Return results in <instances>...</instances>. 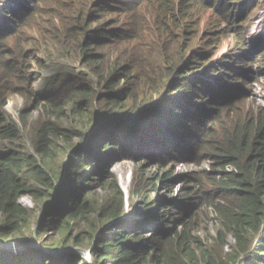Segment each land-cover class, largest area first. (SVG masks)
<instances>
[{"label":"trees","instance_id":"1","mask_svg":"<svg viewBox=\"0 0 264 264\" xmlns=\"http://www.w3.org/2000/svg\"><path fill=\"white\" fill-rule=\"evenodd\" d=\"M111 1H105L100 11L93 13L116 9ZM171 1L162 4L163 0H158V9L154 7L153 24L158 28L154 34L158 39L168 36L177 42L174 32L169 30L171 23L181 28L182 20H193V11L200 4L198 0H181L178 5H172ZM0 3L1 29V24L18 25L21 16H30L37 0H1ZM19 4L23 6L20 17L16 15ZM128 8L131 7H119L126 14L132 11ZM89 18L85 15L84 19L64 20L67 34L59 43L70 41L64 52L74 51V58L88 66L96 83L61 72L50 79L44 103L45 115L52 117L62 115V111L79 114L85 101L95 102L97 116L84 129L57 127L45 120L35 134V154L21 152L13 145L21 139L22 128L4 114V100L0 97V143L13 144L0 153V240L8 243L13 233L30 226V212L16 199L22 194L46 196L39 189L31 190L24 182L33 179L54 192L53 198L57 195L37 233L66 231L69 237L73 221L89 222L92 218V226L84 237L92 248L89 253L92 264L96 261L100 264H238L250 252L256 237L264 232V112L243 113L237 107V98H227L229 87L217 86L214 81L219 83L229 78L226 72L229 66L212 64L206 44L193 50L190 57L181 52L173 58L174 53L169 54L172 48L164 47L160 55L165 58V66L152 70L139 52L142 48L131 49L128 44L138 37L140 30L124 28L134 26L136 18L130 23L101 20L98 26L87 23ZM224 18L233 21L231 14L226 18V12ZM67 35L72 39H67ZM0 72L10 76L18 73V78L20 75L14 59H1ZM0 82L2 88L5 82L1 79ZM5 85L4 91L9 90L10 82ZM50 138L66 139L67 146L62 149L68 154V167L62 168V174H50L44 163L54 156L49 150L53 144ZM183 158L195 163L204 158L213 161L212 171H204L198 180L206 181L211 190L207 193V186L201 185L195 193L216 198L214 210L223 229L218 249L205 247L194 238V228L183 214L178 220L179 230L170 232L160 226L151 232L144 222H136L132 228L125 226V198L117 181L112 183V200L109 199L117 207L109 206L107 200L99 205L93 199L94 179L101 178L103 184L107 181L105 173L109 178L114 177L104 170L107 159L133 160L141 165L134 176L133 196L142 194L141 180L150 185L149 179H144L147 171L142 163L164 169ZM228 166L233 169H227ZM170 177L166 173L161 179L167 184ZM113 225L115 234L107 230ZM229 235L234 238L235 246L227 260L222 250ZM258 248V255L249 257V264L264 262L260 255L264 254V242ZM84 259L74 258L72 264H86ZM0 264L59 263L45 253L29 255L0 250Z\"/></svg>","mask_w":264,"mask_h":264},{"label":"rangeland","instance_id":"2","mask_svg":"<svg viewBox=\"0 0 264 264\" xmlns=\"http://www.w3.org/2000/svg\"><path fill=\"white\" fill-rule=\"evenodd\" d=\"M105 1L107 0H37L33 13L28 17L21 16V23L18 25L11 22L1 24L0 60L14 59L20 71L19 78L18 73L10 76L0 72V79L5 83L10 82L11 86L9 90L4 91L6 85L2 82L3 87H0V97L4 100L2 110L22 128V137L15 141L14 145L10 142L0 143L1 154L10 149L11 145L22 150L21 152L35 154V134L45 120L57 127L82 130L97 116L95 102L90 100L82 104L79 114L62 111L60 116L49 117L44 112L49 81L61 72L78 75L96 83L88 66L74 58V51L64 52V47L70 44V41L64 40L65 45L59 43V40L67 34L63 21L76 17L84 19L85 15L90 16L87 23L94 22L93 26L100 25L101 20L105 23L115 21L121 23L127 20L130 23L136 18L134 26L130 24L124 28L132 31L140 30L137 31L138 37L132 38L128 44H131V49L133 46L142 48L139 52L148 61L152 70H160L165 66V58L160 55L164 47L172 48L169 54L174 53L173 58L180 56L178 54L181 52L187 53L190 57L193 50H199L206 44L208 51L211 52L212 64L224 63L229 66L226 70L229 78L219 83L214 81L217 86L226 84L225 86L229 87L227 98H237L239 102L237 107L243 113L264 112V0H198L200 5L193 11V20H182L181 28L174 27L173 23L170 25L169 30L174 32L177 42L169 39L168 36L158 39L154 34V31L158 33V28L153 24L152 14L154 7L155 10L159 7L158 0H142L139 3L137 0H112L111 2L116 4H113L116 9L112 11L105 9L103 13H99L100 5L104 6ZM168 1L163 0L162 4ZM180 1L172 0L170 4L178 5ZM26 5L27 2H24V6ZM119 7L121 9L131 7L128 9L132 11L126 14L120 11ZM22 8L21 4L16 7V15L18 14L19 17L22 15L20 12ZM97 9H99L98 13H93ZM225 12L226 18L231 14L233 21L224 20ZM243 18L246 20L243 21ZM66 38L72 39V36L67 35ZM68 49H71L70 45ZM112 56L116 58L115 53ZM49 140L53 142L49 150L54 156L47 158L44 163L47 164L50 174H62V168L66 170L68 167L69 157L62 149L67 146L66 139L50 138ZM74 142L78 140L74 139ZM104 163L106 164L104 170H109L108 172L114 177L109 178L108 173H105L107 181L103 184L100 183L101 178L94 179L91 183L93 199L99 205L107 200L109 206L117 207L110 197L112 183L117 181L125 198L123 207L125 226L132 228L136 222H144L150 226L151 232L159 226L170 232L179 230L178 220L182 216L180 214H183L187 223L189 222L194 228L193 237L205 247L218 249L219 234L223 229L214 210L213 202L216 198L195 193L196 188H200L201 185L207 186V193L212 188L204 180L198 182L199 176L204 171H212L211 159L204 158L200 159L199 163H195L192 159L183 158L164 169L150 163H142V167L147 171L144 179H149L150 185L146 180H141L139 188L142 189V194L133 196L134 176L136 170L141 169L139 167L141 165L133 160L107 159ZM166 173L171 177L170 182L164 184L161 178ZM121 178L130 183L127 193L121 186ZM24 182L31 190L39 189L40 193L46 196L43 198L44 195L33 197L22 194L16 199L19 205L30 212V226L21 232L13 233L8 243L0 240V250L29 255L35 252L37 255L45 253L56 258L59 264H72L74 258L85 257L84 261L88 264V261H91L89 253L92 248L84 237L89 226H92L93 219L89 218V222L73 221L72 235L69 237L66 231L52 230L38 234L45 213L50 205L55 203L57 195L53 198L54 192L51 193L47 187L33 179ZM50 194L51 198H49ZM115 229V225L107 227V230H112L114 234ZM256 238L250 252L243 255L238 264H249V257L258 255V247L264 242V232ZM234 246L235 240L229 235L222 250L227 260L232 257ZM260 255L264 261V254ZM94 264L100 263L96 261ZM256 264H264V262Z\"/></svg>","mask_w":264,"mask_h":264},{"label":"bare ground","instance_id":"3","mask_svg":"<svg viewBox=\"0 0 264 264\" xmlns=\"http://www.w3.org/2000/svg\"><path fill=\"white\" fill-rule=\"evenodd\" d=\"M129 184L130 183L126 179L121 178V186L126 193L129 189Z\"/></svg>","mask_w":264,"mask_h":264},{"label":"clouds","instance_id":"4","mask_svg":"<svg viewBox=\"0 0 264 264\" xmlns=\"http://www.w3.org/2000/svg\"><path fill=\"white\" fill-rule=\"evenodd\" d=\"M89 257H90L91 261L89 260V261H88V264H92V258H91L90 255H89Z\"/></svg>","mask_w":264,"mask_h":264},{"label":"built area","instance_id":"5","mask_svg":"<svg viewBox=\"0 0 264 264\" xmlns=\"http://www.w3.org/2000/svg\"><path fill=\"white\" fill-rule=\"evenodd\" d=\"M227 169L232 170L233 168L231 166H228Z\"/></svg>","mask_w":264,"mask_h":264}]
</instances>
